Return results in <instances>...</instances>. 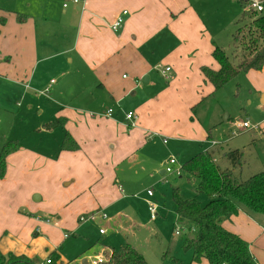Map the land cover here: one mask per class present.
<instances>
[{
    "label": "crops",
    "instance_id": "0c3cea01",
    "mask_svg": "<svg viewBox=\"0 0 264 264\" xmlns=\"http://www.w3.org/2000/svg\"><path fill=\"white\" fill-rule=\"evenodd\" d=\"M57 1L59 5L55 0H41L39 5L33 0H0V108L6 110L15 98L23 104L18 111L22 121L36 117L29 138L19 140L5 160L0 179V253L35 264L52 253L57 256L52 264L61 262L59 242L76 234L78 218L95 210L104 212L101 207L113 205L114 195L124 189L132 191L141 175L158 172L160 182L170 184L163 169L167 161L160 157L162 146L188 144L190 154L195 153L187 155V161L200 151L214 152L218 144L211 133L219 124L217 110L206 120L196 118V107L219 91L213 92L200 71L219 67L211 56L217 46L211 22L220 20L215 0ZM123 10L128 13L114 32L110 26ZM166 67L170 69L162 73ZM153 71L166 83H158ZM242 73L236 88L250 87L261 115L254 121L251 147L234 150L241 170L248 164L244 157L250 156L260 172L264 171V65ZM51 80L48 93L41 94ZM109 108L112 115L103 116ZM129 111L136 117L131 128L124 118ZM54 118L64 119V126L45 130L43 126ZM229 118L226 115L225 120ZM66 134L78 145L75 151L59 149ZM183 177L192 180L184 173L172 179ZM52 200L54 206H47ZM120 218L107 217L96 225L112 221L120 228ZM221 224L249 244L256 264H264V231L247 213L240 210ZM105 233L106 229L101 235ZM189 253L188 264H208ZM88 263L82 259V264Z\"/></svg>",
    "mask_w": 264,
    "mask_h": 264
},
{
    "label": "rangeland",
    "instance_id": "374dc122",
    "mask_svg": "<svg viewBox=\"0 0 264 264\" xmlns=\"http://www.w3.org/2000/svg\"><path fill=\"white\" fill-rule=\"evenodd\" d=\"M33 1L36 5L41 3V0ZM55 1L59 5V2ZM244 1H214L215 6L217 5L219 8L216 10L220 11L217 15L220 20L214 18L211 22L213 23L212 29L215 32L214 39L217 46L222 48L229 58H233L235 54L243 53L242 47L234 48L233 35L237 28L236 21L243 9H248ZM241 41L243 45H248L249 43H246L244 39ZM152 74L158 77V83H166L156 72L153 71ZM242 81L243 73H239L213 96L206 97L196 107V118H202V121L206 120L212 110H217V121H219V124L211 129L212 140L218 143L215 153H213L215 159L218 158L217 164L221 170H232L237 178L246 179L259 171L255 170L254 161L251 160V157H244L243 160H246V164L248 161V164L241 170L239 166L233 167L231 160L224 153L235 148H239L241 151L242 148L251 147L253 129L240 130L237 124L248 121L251 126H256L254 121L261 115V107L257 104L256 94L250 90V87L244 85L240 90L236 88L237 83L241 84ZM250 100L251 104L249 103ZM22 106L23 104L20 100L13 98L9 101L6 110L0 108V149L7 142L18 145L19 140L23 138L27 140L29 138L27 135L36 117L29 116L25 122L22 121L18 115V111ZM226 115L230 117L227 121L225 120ZM87 117H90V113L87 114ZM165 147L162 146V151H160L161 161L164 158V161H167V157L170 155L177 157L180 164L195 153L190 154L189 146L186 143L177 145L172 143L169 146L167 144ZM169 147H172L170 148L171 150ZM166 165L167 162L164 164L163 169H165ZM168 176L171 177L168 178V183L170 184L160 182L162 176L158 172L151 175L143 174L135 181L136 184L132 191L129 192L124 189L123 194L114 195L117 200L113 205L101 207L111 220L113 218L116 219L118 214L120 215L119 222L123 225L120 228L113 225L112 221L111 223L104 222L100 226L96 225L97 222L87 221L82 223L78 221L79 228L75 232L76 234L74 236L70 235L67 239L62 238V241L59 242L57 251L61 262L57 261L55 264H82L83 258L88 259V264H92L99 252V256L107 259L111 250L105 248L107 246H101V243L115 250L120 249L124 244L133 246L144 256L148 264H176V262H173V258L175 260L179 259L177 260L178 264H188L187 260L191 256V253H189L191 250L183 249V239L195 238L196 230L192 224L178 225L171 200V190L177 188L183 198L191 199L194 197L195 184L192 180L187 182L185 177L174 182L172 179L174 175L168 174ZM175 177L177 178V176ZM147 190L152 192V196L149 198L146 196ZM46 201L47 199L41 202V207ZM200 202L203 206L207 204L205 198L200 199ZM48 203L47 206H54L53 200L51 204ZM148 203L156 206L157 215L153 220L150 219ZM46 216L50 219L52 218L51 215L46 214ZM248 216L264 231V222L260 219L264 218V216ZM175 226L178 227V231L180 228H184L185 232H180L181 235H175L173 230ZM99 228L106 229L105 235L99 234Z\"/></svg>",
    "mask_w": 264,
    "mask_h": 264
},
{
    "label": "trees",
    "instance_id": "16d2710c",
    "mask_svg": "<svg viewBox=\"0 0 264 264\" xmlns=\"http://www.w3.org/2000/svg\"><path fill=\"white\" fill-rule=\"evenodd\" d=\"M244 4L247 5L246 0ZM235 24L234 48L242 47L243 53L229 58L222 48L214 46L211 56L218 63V69H200L204 81L212 86L213 92L222 89L239 73L260 70L264 65V6L261 12L243 9ZM242 39L249 42L248 45H243ZM64 124V119L54 118L43 127L45 130H52L63 127ZM16 148L17 144L7 142L0 149V179L5 172L6 157ZM59 149L75 151L78 145L66 134ZM213 153L208 150L200 151L182 164V171L187 179L195 182L193 198H183L177 188L171 191L177 221L180 224H192L196 230L195 238L183 239V249L191 250L195 261L206 260L208 264H256L249 244L225 229L221 222L224 217L237 214L240 210L248 215L264 216V171L246 179L237 178L232 170L220 169ZM225 155L231 160L233 167L240 166L237 150L228 151ZM203 198L207 200L204 206L200 202ZM50 258L53 262L57 256L52 253ZM106 260L103 264H148L143 255L128 244L122 245L118 250L111 248ZM16 261L35 264L24 257L0 253V264H13ZM176 261L173 258V262Z\"/></svg>",
    "mask_w": 264,
    "mask_h": 264
},
{
    "label": "built area",
    "instance_id": "2783aa9c",
    "mask_svg": "<svg viewBox=\"0 0 264 264\" xmlns=\"http://www.w3.org/2000/svg\"><path fill=\"white\" fill-rule=\"evenodd\" d=\"M70 1L73 4H77L80 2V0H70ZM246 2H247V7L250 10H253L256 12H261L263 10L264 0H246ZM66 6H67V3H64L63 7H66ZM127 13L128 12L126 10H123L121 15L115 19V21L110 26V29L112 31L116 32L120 29V27L123 23V17ZM169 69H170L169 67H166L164 70H162V73L168 71ZM133 81L137 82L136 79H134ZM51 83H53V80H51L48 85L44 86L43 90L41 91V94L45 95L46 93H48V89H49V86ZM112 112H113V110L111 108H109V109H106L104 112H102V115L108 117V116L112 115ZM124 118H125V121H126L128 127L131 128L134 125V120L136 118L134 112H132V111L126 112ZM237 126L240 130L256 128V126H251L248 122L238 123ZM211 144L214 145L216 143L212 142ZM164 171L166 174H172V175L178 176V177L183 174L182 165L179 164V162L175 156H170L168 158L167 165H166ZM146 194L148 197H151L152 196L151 190H147ZM148 211L150 214V219L153 220L157 215L155 204L148 203ZM78 219L80 222L91 221V222H97L98 223L100 221L106 220L107 215L104 212H102L101 210H95V211H92L90 213L81 215ZM45 221L49 222L50 219H46ZM99 233L103 234L104 229H100ZM175 234H179L178 229L175 230ZM64 237H67V234H64ZM106 261H107L106 258H103L102 256H96L95 259L92 261V264H103ZM38 264H52L51 258L48 257L43 262H40Z\"/></svg>",
    "mask_w": 264,
    "mask_h": 264
}]
</instances>
